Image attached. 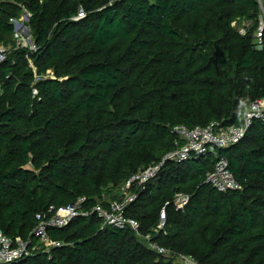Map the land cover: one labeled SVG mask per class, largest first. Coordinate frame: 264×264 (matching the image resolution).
<instances>
[{"label":"trees","instance_id":"obj_1","mask_svg":"<svg viewBox=\"0 0 264 264\" xmlns=\"http://www.w3.org/2000/svg\"><path fill=\"white\" fill-rule=\"evenodd\" d=\"M25 11L36 51L16 47L11 19ZM260 16L258 0H2L0 46L11 49L0 63V230L31 248L15 264H179L180 254L264 264L261 118L220 150L239 188H213V156L195 154L135 190L126 214L139 233L91 212L50 227V246L34 235L39 214L120 199L132 176L182 146L176 126H243L264 100ZM177 193L190 196L183 210Z\"/></svg>","mask_w":264,"mask_h":264},{"label":"built area","instance_id":"obj_2","mask_svg":"<svg viewBox=\"0 0 264 264\" xmlns=\"http://www.w3.org/2000/svg\"><path fill=\"white\" fill-rule=\"evenodd\" d=\"M1 5L2 0H0V9ZM30 17L31 14L25 11L19 19H11V23L14 25V37L17 40V48L20 47L29 49L30 51H36L37 48L30 36ZM81 17H84V14H81ZM241 32L244 33V31ZM8 54L9 50L1 45L0 63L7 59ZM28 57L29 55H27ZM34 94H37L36 90H34ZM256 118L264 120V100L254 103L250 107L245 115L243 126H231L219 129H216L213 124L194 128L185 125L176 126L174 131L182 139V146L166 154L159 163L153 164L132 176L125 184L127 190L125 189L121 193L122 197L120 199L110 200L106 205L97 203L90 211H83L79 204L84 201V198H80L77 204L58 209L50 219H46L41 214L37 215L39 224L34 231V235L38 243L50 246L52 244L49 235L50 227H64L74 217L87 216L91 212L97 215L103 226H111L118 229L130 228L132 231L139 233L141 228L140 222L126 214L127 206L137 198L135 190H145L147 184L159 175L165 164L169 162L182 163L195 154L204 157L209 155L213 156L214 168L207 174L206 178V182L213 188L219 192H228L239 188L238 182L229 168V161L226 156L220 153V150L238 143L245 136L247 129ZM130 187H136L134 192ZM189 200L190 196L188 194L177 193L172 205L175 210H183ZM168 205L169 202L160 211L159 225L155 229L156 232H166V207ZM53 209L51 207L50 212ZM144 237L146 240H150L151 235L147 234ZM55 245H59V243ZM149 245L151 249L156 250L159 254H169V250L152 241H149ZM34 249L32 248V251ZM30 254L31 248H29L28 242L20 237H16L15 239L10 238L0 230V264H15L23 258H28ZM174 258L179 264H199L191 255L180 254Z\"/></svg>","mask_w":264,"mask_h":264},{"label":"rangeland","instance_id":"obj_3","mask_svg":"<svg viewBox=\"0 0 264 264\" xmlns=\"http://www.w3.org/2000/svg\"><path fill=\"white\" fill-rule=\"evenodd\" d=\"M259 2H260V6H261V16H260V18H261V24L262 25H264V0H258ZM246 25V23L245 22H242V23H240L239 24V28H240V31H244V26ZM15 38V37H14ZM15 41H16V47H17V40H16V38H15ZM6 47V46H5ZM9 51H10V49H11V46H7L6 47ZM20 48V47H19ZM127 190V188L125 187V185H123L122 187H120L119 189H118V191H117V193L119 192V193H123V191L124 190ZM130 189L134 192V190L136 189V187H130ZM129 194V193H128ZM130 194H132V193H130ZM111 198H115V197H111Z\"/></svg>","mask_w":264,"mask_h":264},{"label":"crops","instance_id":"obj_4","mask_svg":"<svg viewBox=\"0 0 264 264\" xmlns=\"http://www.w3.org/2000/svg\"><path fill=\"white\" fill-rule=\"evenodd\" d=\"M110 200H113V199H111L110 196H107L106 201L108 202V201H110Z\"/></svg>","mask_w":264,"mask_h":264}]
</instances>
